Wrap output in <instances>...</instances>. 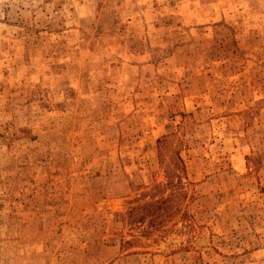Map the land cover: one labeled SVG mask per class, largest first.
<instances>
[{
    "label": "rangeland",
    "instance_id": "rangeland-1",
    "mask_svg": "<svg viewBox=\"0 0 264 264\" xmlns=\"http://www.w3.org/2000/svg\"><path fill=\"white\" fill-rule=\"evenodd\" d=\"M0 264H264V0H0Z\"/></svg>",
    "mask_w": 264,
    "mask_h": 264
}]
</instances>
